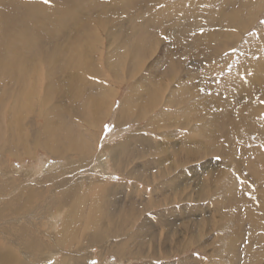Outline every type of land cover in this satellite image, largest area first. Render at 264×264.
<instances>
[{
	"label": "bare ground",
	"instance_id": "bare-ground-1",
	"mask_svg": "<svg viewBox=\"0 0 264 264\" xmlns=\"http://www.w3.org/2000/svg\"><path fill=\"white\" fill-rule=\"evenodd\" d=\"M257 3L259 0H0V166L10 157L19 161L30 158L37 150L65 161L52 175L50 169L56 164L48 167L43 163L39 166L42 180L26 182L23 187L21 180L25 182L31 171L25 178L20 169L22 174L13 175V180L4 176L0 184V220L4 223L0 225V264H54L59 255V264H90L94 247L100 255L108 253L118 259L145 254L143 242L137 244V250L129 244L153 241L155 232L145 228L148 223L139 222L130 191L137 192L136 175L149 180L146 175L153 174L155 164L166 158L164 149L154 141L159 128L172 129L169 155L173 163H194L192 175L196 177L185 178L190 179L188 188L192 184L190 195L188 188L181 187L178 175L189 173L192 165L175 171L174 177L165 180L168 183H158V189L170 191L175 200L180 194L182 202L189 204L194 197H207L208 205H217L212 210L220 213L221 222L246 226L255 240L247 236L244 248L234 251L230 258L236 264H247L249 254L255 255L256 262L264 256V250L253 251L254 245H264V22L242 35L253 27L255 12L263 8L255 7ZM168 4L171 6L165 9ZM174 8L180 11L170 13L172 23L162 15ZM144 28L154 33L152 43L164 40L159 55H153L145 68L134 52L143 41L146 47L147 41L138 38L137 46L131 43ZM95 44L113 58L101 62L98 53L100 57L102 53ZM227 49L231 52L223 55ZM146 51L149 49L142 53ZM118 53L122 58L117 63L123 69L126 65L125 70L113 66ZM162 61L165 64L158 68ZM127 80L129 89L119 104L116 123L145 120L144 127L152 136L132 131L113 144L106 143L105 155L99 152L89 159L94 130L112 110L117 84ZM151 82L158 84L156 90L148 87ZM167 116L174 117L165 121ZM187 131L196 137H186ZM252 161L262 162L263 170L260 168L261 175L255 172L258 178L249 176L252 182H248ZM108 163L121 173L132 164L133 169L123 174L135 180L130 184L121 179L116 185L111 183L106 194L90 195L93 186L103 183L100 176L110 175ZM201 163L205 165H198ZM90 164L91 173L86 175L80 168ZM98 167L101 175L96 178ZM74 168L79 170L78 178L69 175L68 170L72 173ZM62 175L65 177H58ZM209 178L218 180L219 190L211 189ZM253 189L261 195L252 193ZM205 207V201H198L194 210L189 205L182 207L185 217L172 218L166 224L172 228L167 236H177V225L182 232L192 220L199 229L210 228L212 220L203 212ZM177 210L171 213L176 216ZM37 211L45 222L29 218ZM194 211L206 216L192 219L188 214ZM55 223L54 232L49 226ZM28 226L51 230L37 232L39 239L30 234ZM5 231L8 236L3 237ZM237 236L238 241L243 240L242 235ZM209 239L219 245L213 249L217 254H224L222 245L233 240L229 235L220 241L219 236ZM32 251L41 252V257L32 256ZM154 253L151 249V260Z\"/></svg>",
	"mask_w": 264,
	"mask_h": 264
},
{
	"label": "rangeland",
	"instance_id": "rangeland-1",
	"mask_svg": "<svg viewBox=\"0 0 264 264\" xmlns=\"http://www.w3.org/2000/svg\"><path fill=\"white\" fill-rule=\"evenodd\" d=\"M260 5H262L263 8H261V9H259V11L255 12V22L253 23V27L251 26L247 33H243L242 34L243 36H244V34L252 33V31H254V29L256 28V26L258 24H261V23L264 22V0L263 1L259 0V3H257L255 5V7H259ZM170 6H171V4H168V5L164 6V8L166 9V8H168ZM174 9H172V11L171 10L165 11L166 13L163 12V13H165V14L162 15L163 18L170 19L171 18L170 17L171 16L170 15L171 12H175L176 9H177L176 13L180 11V8H176L175 10ZM165 15H167V16H165ZM171 20L173 21L172 23H175V20H173L171 18L169 21L171 22ZM161 22H163V21H160V23ZM165 25L168 27V22L165 23ZM145 29L146 28H144V30ZM143 31L140 30L139 33L136 34L132 38L131 43H133L135 41H138L139 39H140L139 40L140 42H141V40L147 41L146 43L148 45L146 47H145V45L143 43L144 41L139 46H137V43H139V42H135V46H137V48L135 49L136 51L134 52V54L137 56V58L139 57V60L143 63V65H144L143 67L145 68L149 64V62L155 58L154 56L159 55V53H160V51H161V49L163 47L162 45L164 43V40L163 39L160 40V43L159 42L152 43L153 34L154 33L150 32V31L148 32V30H145L144 32ZM243 36L240 35L241 38ZM105 37H106V35H104V38ZM162 37L163 36H161V38ZM105 41L106 40H104V42ZM143 46L145 48L149 49V51H146L145 53H142L143 50L145 49V48H143ZM94 48L97 49L98 51H101V53H102L101 57H100V55L98 53V56H99L101 62L109 61V60H111L113 58V56H111L110 58L107 57L108 52L106 50H104L103 47L100 48V44H95ZM230 52H231V50L227 49V50H223L221 53L223 55H227V54L229 55ZM144 56L146 58H144ZM120 58H122V56H121L120 53H118L116 59H114V61H112L113 66H114V68L116 70L120 69L118 67L123 66V65L119 66V64L117 63L120 60ZM162 64L164 65L165 62L162 61L161 63H159L157 65V67L160 68L161 66H163ZM212 65H214V64H212ZM126 68L127 67L125 65L124 69L123 68L122 69L125 70ZM201 68H203V66ZM213 68H214V66H213ZM218 68L221 69L223 67L215 66V69H218ZM137 71H138V69L135 70V73L138 74ZM198 76H201V74H199ZM202 76L204 77L203 73H202ZM120 84H121V86H120ZM125 84H128V85L125 86ZM151 84H153V85H151ZM129 85H130V81L129 80H127V82L126 81H121L120 83L117 84V86H116L117 95L113 99V104L114 103L115 104L112 105V107H111L112 110L108 111L107 116L105 117V119L102 120L101 124H99L98 128L94 130V132L96 134L95 135V141L93 143V147L90 150V152H91L90 155L91 156L89 155V159L92 156L93 157H97L99 155V152L102 153L104 145L106 143L113 144L114 142L122 139L123 137H125L127 134H129L132 131H138L139 130L138 132H140V133H142V132L143 133H148L149 132V136H152V132H150L149 129L144 127L145 124H146L145 120H139V122L136 121V123L134 121L133 122H125V123H121V124H117L116 123V120H117L116 114L118 112L119 104H120L121 100L123 99V96L127 95V92H128V89H129ZM148 87L152 88L151 90H153V89L156 90L158 88V84L156 82H155V84L153 82H151ZM228 102H231V100L229 99ZM163 108H169V107L165 106ZM157 111H158V109L155 108V113ZM108 114H109V116H108ZM173 117L167 116L165 118V121H168L169 119H171ZM175 119L179 121L182 118H175ZM40 120H38V121L41 124H43V120H41V121ZM173 129H176V127H174ZM186 129H188V128H186ZM171 131H172V129H170V128L155 129L154 141H155L156 144L161 145V148L164 149L162 151H163V155L166 156V158H165L166 160L162 159V162L159 161L158 164H155V169L152 171L153 174L155 173V176H153V174H147L146 175V176H150L149 180L145 181V180H143V178L138 179L137 175H136V180H138L137 181V192L136 193H131L132 191H130V195H132L133 198L136 201L135 213H136L137 216H140L139 222L140 223H142V222L148 223L145 228H148V227L152 228V230L155 232V239L153 241H149V240L145 239L143 241L137 242L136 244L135 243L134 244H132V243L129 244V248L130 249L137 250L139 248V246L137 244L143 242L142 246H143L145 254H143L142 256H139L140 258H128L130 260L129 261L128 259H124V258L118 259L115 256L110 255L108 253H104V255H100L99 253H97L98 252L97 248L94 247L95 249L92 252V253H94V254H92L94 257L92 256L90 261L87 262V263L93 264V262H95V264H148V263L149 264H236L235 260H233L230 257H232V255H233V253H234V251L236 249L244 248V246H245V244L247 242V236L250 238L249 229H247L246 226H238L237 227L235 225L230 224L229 222H225V221L221 222L220 213L218 214L215 210H212V208L217 207V205L215 204V202H213L210 205H208L209 199L207 197H204L203 199H199V200L197 198V200L201 201L202 203L205 201L206 207L204 208L205 210L203 212H206L207 215L212 220L210 228L207 227V226H204L203 228L199 229V228H197V226L195 224H193V220H192L188 224V226L185 227V230L182 227V232L180 231L181 228L177 225L176 231L180 233V234H177V236H175V235L167 236V232L169 230H171L172 228L169 225L166 226V224H169V222L173 221V219L174 220L177 219V218L182 219L183 217H185V214H183V212H182V207H184L185 205H189V207L194 210V208H197V206H198V201L196 200V198L194 196H193L194 198L191 199V200H193V202L189 204L188 202H182V200L180 199V194H178L179 195L178 199L175 200L174 197H171V192L170 191H167V192L163 193L161 189H158V186H157L158 183L163 182L165 180H168L170 177H174L175 171L184 170L187 167H189L190 165H192L193 170H191L189 173H185V172L182 171L178 175V181L182 184L181 187H183L184 190L186 188H188L187 184H188V181L190 179L187 181L185 178L192 177V176H194V178L196 177V175H192V173L195 170L194 168L196 166V165H194V163L184 162L183 164L175 165L173 163V161L171 160L170 155H169L171 150L169 151V147L172 145V143L174 141V137L169 135V133ZM186 133H185V136L188 137V138H189V136L192 137V138L196 137V135L194 133H191L189 131H187ZM159 134H161V135H159ZM193 135H195V136H193ZM158 137H160V138H158ZM169 140H170L171 143L169 142ZM165 142H167L169 144H167ZM194 147H196V146H194ZM104 152H107V150H104ZM104 152H103L102 155H105ZM165 152H166V154H165ZM34 154L35 155L30 156V158L28 156H24L21 159L22 161L21 160L19 161L18 159H14V158H11V157L8 158V160H6V162H5L6 164L3 165V166H0V184L3 185V183L5 181L4 176H6V174H7L6 177H10V179H12V177H15L16 174H22V173H20L21 171L25 172L24 178H25V176H27L26 174L29 173L27 171H31L30 173L33 176V177H30V175H29L30 173H29L28 174L29 177L28 176L26 177L27 180L25 182L22 179L21 180V182H22L21 187H23V185L26 182L30 184L33 181L32 183L35 184L34 182H36L37 180L40 179L39 176L40 175H44V173H42L39 170L43 163H46L47 165L49 164L48 167L52 166L51 163L56 164L55 166L53 165L51 167V169H50V172H52L51 175L56 173V171L60 170L59 168L64 166L65 161L63 159L52 158V157L46 156L40 150L35 151ZM165 156H163V157H165ZM209 157H211V156H209ZM212 158H214V157H212ZM75 160H77V159H75ZM143 160H141L139 162H142ZM206 160H207V157H206V159L202 160V162L206 161ZM70 162H72V161H70ZM250 163L253 164L254 166L257 164V166H255V167L258 168V169H254V166H251L254 169V170H252V168H250L248 166L249 167V169H248L249 171L247 172L248 175L246 174V179H245L248 182H252L250 177L251 178H258L259 177V175L257 173H255V172H258L260 174L259 171H260V168L262 167V164L260 165V163H262V162H259V161L258 162H254V161H252ZM70 164L72 165L73 163H70ZM77 164L80 165L79 163H77ZM77 164H75V166ZM131 165L132 164H129V165H127L125 167L126 170H124L125 171V172H123L124 174L126 172L131 171L133 169V165L132 166ZM198 165H205V163H201V164H198ZM108 166H109L108 167V174H110V175H108V176H100L103 179H106V181H104V184L102 185V187H99L97 189L94 188L91 191L90 195L95 196L96 192H97L96 195H99V194L104 195V194H106V192L109 190L108 188L112 184L114 185L115 183L116 184L120 183L121 179L128 181V183H130V184L132 183L133 180H135L134 177L128 178V176L124 175L120 171L115 170L112 164L108 163ZM129 166H130V168H129ZM171 167H173V168H171ZM13 169H15L17 171L20 169L21 171L19 170L18 171L19 173H17V171H14ZM74 169H72V170H74L73 171L74 173L73 172L70 173V169L68 170L69 171V175L71 177H74V176L77 177V175H78V172H79L78 168H74ZM228 169L230 170L231 166ZM37 170L39 171V173H38ZM243 172H244V170H243ZM117 173H119V174H117ZM86 174H88V171H87ZM183 174L185 176H183ZM13 175H15V176H13ZM98 176L99 175H96V178ZM247 176H248V178H247ZM58 177L63 178L65 176L62 175V176H58ZM199 178H203V177L200 176ZM30 179H32V180H30ZM151 179H154V183L153 184L150 183ZM41 180L42 179H40V181ZM140 180H143V181L141 182ZM207 182L210 185L212 190H219V182H218L217 179L209 178V181H207ZM14 183L18 184V181H15ZM166 183H168V182L165 181V184ZM108 184H110V185H108ZM154 185H155V187H154ZM45 186L48 187L49 184L46 182ZM189 186H190L189 188H191L192 184L189 185ZM41 187H43V186H41ZM133 187L134 186H132L131 189ZM154 188H155V190H154ZM189 188L186 191L190 195L191 192H190ZM257 189H259V188H257ZM186 191L183 193V195H185L184 197H186V195H187ZM251 192L252 193L256 192V194L259 195V196L261 195V192L259 190H254L253 189ZM8 196L9 195L6 194V196L4 195V198L7 199ZM257 200H259V199L257 198ZM173 209H179V210H177V213L175 214L176 216H174L171 213V212H174ZM210 209L212 211H210ZM38 213H39V211H37L36 213L32 212V214L30 213L29 214V218L31 220L36 218L35 221H39L38 223L45 222L46 219L43 220V221L40 220ZM51 213H53L52 215H54V212H51ZM205 214H196V212L194 211L192 214H188V215L190 216V218L194 219V218H196V215L204 217V216H206ZM165 220L168 221V222H166ZM164 221H165V223H163ZM2 224L4 225L3 221L0 220V225H2ZM49 227L50 228H54V232H55V230L58 227V224L55 223V226L51 224ZM50 228L49 229H43V228L39 227L37 229H34V228L30 229V227H29L28 230H29V232H30V234L32 236H34L36 238H39L37 236V232H45L46 233V231L51 230ZM33 232L36 235H34ZM193 232H194L195 236L191 235V233H193ZM6 234H8V233L7 232L4 233V234L2 233L1 235L3 237L8 236ZM225 235L231 236L233 238V240L231 239L232 242L229 243V244H223L222 245V247H224V254H222V253L217 254V253H215L213 251V249H214L215 246H216V249H218L219 245L216 244V241H215V246H214V243H213L214 239L211 240L209 238H213V236L214 237L215 236H219L218 240L220 241V240H222L224 238ZM237 235H242L243 240L242 241H238V236ZM182 236H185L184 241L181 242L180 244H176V242L178 240L183 238ZM193 236H194V239H192ZM250 239L251 240H255L253 238H250ZM153 242H155V244H154L155 246L152 245ZM114 246H115V244L113 245V247ZM152 247H155V249H153ZM254 247H255L253 249L254 252H257V251L260 252L261 250H264V245H261V244L254 245ZM151 249L155 250V253H154L155 257H153L152 260L149 258L150 254H151ZM229 249H230L229 254H227V251ZM95 250H96V252H94ZM33 252L34 251H32V256L41 257V252H39V251H36V253H33ZM101 256H102V259H100ZM60 257L61 256L59 255L58 256V260L55 261L54 264H56V263L59 264L58 261H60ZM246 261H247V264H264V256H259L258 261L256 262L255 261V255L249 254L248 257L246 258ZM69 262L70 261H66V262H64V264H70Z\"/></svg>",
	"mask_w": 264,
	"mask_h": 264
},
{
	"label": "crops",
	"instance_id": "crops-1",
	"mask_svg": "<svg viewBox=\"0 0 264 264\" xmlns=\"http://www.w3.org/2000/svg\"><path fill=\"white\" fill-rule=\"evenodd\" d=\"M92 166V164H90V165H84L83 167H81L80 169H82V170H85L86 172L88 171V174H86V175H90V173H91V170L89 169L90 167ZM89 167V168H88ZM100 171H99V167L97 168V172H96V174H95V176L96 175H98L99 174V176L101 175L100 173H99ZM98 173V174H97ZM102 176H108V175H102ZM101 181V180H100ZM104 181H106V179H103V183L102 184H99L98 183V186H93L94 188H98V187H100V186H102L103 184H104Z\"/></svg>",
	"mask_w": 264,
	"mask_h": 264
},
{
	"label": "snow or ice",
	"instance_id": "snow-or-ice-1",
	"mask_svg": "<svg viewBox=\"0 0 264 264\" xmlns=\"http://www.w3.org/2000/svg\"><path fill=\"white\" fill-rule=\"evenodd\" d=\"M48 2V0H45V3H47ZM93 264H95V262H93Z\"/></svg>",
	"mask_w": 264,
	"mask_h": 264
}]
</instances>
